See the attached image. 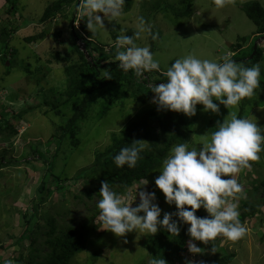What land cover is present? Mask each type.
Here are the masks:
<instances>
[{"label": "rangeland", "instance_id": "374dc122", "mask_svg": "<svg viewBox=\"0 0 264 264\" xmlns=\"http://www.w3.org/2000/svg\"><path fill=\"white\" fill-rule=\"evenodd\" d=\"M54 1L56 0H0V32L13 31L10 37L0 35V79L7 69L10 71L7 77L0 80V106H4V111L10 114L9 118L18 127L19 133L23 132L9 141L0 140V157L3 158L0 165V261L3 264L8 262H2L1 258L17 257L20 247L22 249L25 247L21 252L27 257L28 241L22 242L18 247L16 238L23 229L18 222L19 214L31 209L38 199L37 188L48 169L46 160L38 155L45 154L49 160L54 155L51 178L45 189L51 187L52 181L56 182L57 179L63 178H66V181L61 184L67 186L63 192L55 190L50 195L46 192L42 194L46 201L41 203L39 215L55 218L60 229L63 226L79 228L86 218L96 212L98 195L92 194L91 199L86 196L83 189L84 181L75 179L76 171L89 165L97 150L109 146L112 135H119L118 128L123 129L128 119L135 118L141 111L155 106L152 100L147 105H141L139 101L126 96V87L123 84L99 90L94 93L93 101L85 111V117L77 122L75 138L79 143L74 145L67 135L60 145L57 144L56 138H52L55 135V126L62 125V120L72 116L71 103L74 101V98L65 101L62 97L61 101L59 96L67 85L65 69L70 64L78 62V55L74 54L72 48L74 37L71 35V29L80 31L79 33L88 41L89 37L81 31V26L85 25L86 21L81 20L78 14L79 0L76 7L66 8L73 10L72 15L66 13L64 19L57 14L50 23L39 26L38 21L44 9ZM248 2H258L264 8V0H229L223 8L213 5L210 0H135L127 11L124 8V14L119 20L111 22L105 20L107 33L100 32L93 36L87 30V34L97 43L113 44L112 38L115 33L117 38L122 33L135 31L138 17H143L154 34H160L153 54L160 62L161 72L165 73L176 59L189 54L200 59L223 62L225 59L235 57L231 47L232 44H236L239 37H246V46L242 49L249 47L251 43V34L255 27L241 10L243 4ZM155 3L158 5L166 3L170 8L152 14L154 17H148L147 20V9ZM11 5L15 10L9 9ZM185 8L190 10L188 16L182 18L176 16V13L183 12ZM40 31L45 35L43 39H36L30 43L24 40L29 36L38 37ZM148 42V34H143L142 39L137 41L140 46H149ZM259 46L264 49V41ZM10 50L14 51L13 55L8 53ZM54 51L59 52L61 57L68 58L70 62L55 61L52 56ZM247 51H242V54ZM4 57L10 60V66L7 65L8 62H2ZM259 63L260 88L256 90L254 96L242 100L238 108L227 109L220 105L219 113L213 114L204 112L201 105L197 106L195 116H185L193 130L190 149L201 147L205 139H210L217 123L229 119L232 111L238 114L241 105L245 106L243 118L253 117L257 121V126L264 128V59ZM27 65L30 66L32 74L26 73L23 69ZM44 102L57 105V110L45 106ZM37 103L39 105L34 110L26 112L22 118L13 119L15 113ZM263 154L260 153L261 161L260 159L257 161L259 165L264 163ZM254 168L255 166H252L244 170L237 177L239 183L243 185V191L238 194L236 201L240 215L246 212L241 205V198L257 207L254 216L241 221L247 228L246 235L227 244L222 243L221 238H217V250H204V259L207 261L215 255L234 254L235 258L230 264H264V188L259 189L253 198L250 194L253 192V185L250 183L256 180L255 186L259 184L257 180L263 178L264 171L258 175L253 173ZM159 170L149 175L148 184L142 190L155 192L154 202L162 209L159 218L162 220L163 215L169 213L171 205L165 202L163 193L155 185V179L160 175ZM137 185L139 184L132 185L128 192H134ZM86 187L88 189L90 185ZM138 203L137 195L132 206L135 207ZM96 219L97 217L91 223L98 226ZM45 224V220L41 218L39 232L42 236L37 239L38 244H42L45 239L42 232L45 231ZM97 233L98 236L89 239L86 248L77 254L70 264L150 262L144 240L152 235L133 231L124 237H116L110 232L100 230L99 226ZM47 251L49 249L43 246L42 252ZM199 256L186 253L180 264H188L189 261L196 264Z\"/></svg>", "mask_w": 264, "mask_h": 264}, {"label": "clouds", "instance_id": "9594fccd", "mask_svg": "<svg viewBox=\"0 0 264 264\" xmlns=\"http://www.w3.org/2000/svg\"><path fill=\"white\" fill-rule=\"evenodd\" d=\"M227 3L229 0H214L218 8L225 7ZM124 6L125 0H79L78 14L94 36L100 32L107 33L105 20H119L124 14ZM72 29L84 46L76 35L77 29ZM143 34L156 39L151 26L143 17H138L133 35L122 33L115 40L114 59L118 62V69L134 73L138 81L146 79L145 73L161 70L150 46L137 43ZM8 53L11 54V50ZM164 75V83L150 85V92L154 94L152 103L157 110L193 117L197 105H202L204 112L218 114L220 105L236 109L242 100L254 96L260 88L261 64L247 67L231 59L217 62L189 54L176 59ZM118 129L121 135L122 129ZM214 129L210 139H205L201 147L190 149L188 143L174 145L163 160L155 185L163 193L165 202L175 205V213H165L163 219H159L162 209L154 202L155 192L142 190L148 184L146 179L140 182L142 186L137 185L134 192L126 194L117 193L109 182L104 181L96 202L98 215L95 222L99 229L116 237H124L133 231L155 235L159 229L178 236L180 227L173 219L176 216L180 222L189 225L188 251L193 256L203 251L196 241L208 244L221 238V242L227 244L243 238L247 228L240 220L236 202L243 185L237 177L250 169L252 162L258 161L260 153L264 152V128L258 127L253 117L243 118L232 111L230 118L218 122ZM16 130L18 135H22L17 126ZM146 144L134 141L122 147L113 158L115 166L135 168ZM137 195L139 203L133 207ZM201 208L207 216L196 215ZM150 264H166V261L153 258Z\"/></svg>", "mask_w": 264, "mask_h": 264}, {"label": "trees", "instance_id": "16d2710c", "mask_svg": "<svg viewBox=\"0 0 264 264\" xmlns=\"http://www.w3.org/2000/svg\"><path fill=\"white\" fill-rule=\"evenodd\" d=\"M134 1L135 0L130 2L125 0V10L127 8L129 9L133 5ZM210 1L213 5H215L214 0ZM76 5L77 0H56L44 9L38 23L44 26V24L50 23L51 19H54L57 14L58 16H61V18L63 16L65 19L66 13H69V15L73 14V10H66V8H69L70 6L76 7ZM142 8L145 9V6ZM166 8H170V6L166 5V3L164 5H158L155 3L151 8L147 9V20L148 17L152 16V14H156L159 11L162 12ZM9 9L15 10L12 5L11 7L9 6ZM241 10L252 22L255 27V31L251 34L252 39L249 47L247 46L244 47L245 49H242L243 46H246V37H239L236 40V44H232L231 48L234 50L235 57L228 59L240 62L242 65L250 67L264 59V49L259 45L254 48L255 41L264 36V8L258 2H248L243 4ZM189 11L190 10L188 8H185L183 12L176 13V16L179 18L186 17L188 16ZM81 31L89 37V41L84 38L81 33H79L80 31H77L76 35L82 39L84 46L90 55V60H87L85 54L72 38V48L74 54L78 55V62L70 64L65 69L67 85L65 90L61 92L59 96L60 98H64L65 101H70L73 98L74 101L71 103L72 116L67 120H62V125L55 126V135H53L52 138H56L58 145L63 142L67 135L70 136L69 138L74 145L79 143L78 139L75 138L77 122L85 117V111L90 107L95 92L109 87H118L123 84L126 87V96L130 97L134 101H139L141 105H147L153 99L154 95L150 92V85H159L160 83H164L166 80V76L161 71L145 73L146 79L138 81L134 73H124L118 69V62L114 59L116 54V33L112 38L113 44H101L95 42V39L91 38V36L87 34L86 23L81 26ZM39 33L40 35L38 37L29 36L24 40L30 43L36 41V39H43L45 36L44 33L41 31ZM133 33L134 31H129L126 34L133 35ZM152 33L154 34V31H152ZM11 34H13V31L1 30L0 32L2 37H10ZM155 35L156 39H153L152 36L149 35L148 42L153 53L156 49L157 40L160 38L159 33H156ZM245 50L248 51L242 54V51ZM53 53V59H55L58 63L70 62L68 58L61 57L59 52L54 51ZM13 54L14 51L11 50V55ZM238 54L242 55L238 56ZM2 62H8L7 64L10 66V60L7 57H4ZM23 69L26 73L32 74L30 66L27 65L26 67H23ZM9 74L10 71L7 69L0 80H3L4 77H7ZM62 98L61 101H63ZM44 104L53 110H57L58 108L57 105H52L49 102H44ZM38 105L39 103L20 110V112L15 113L13 119L22 118L26 112L34 110ZM3 107L4 106H2L0 111V135L2 136L0 140L2 142L9 141L17 135L16 126L14 125V122H11L13 120H10V114L7 111L5 112V108ZM244 109V105L239 107L238 116H244ZM59 113L60 111L57 112V114ZM192 131V127L185 119L184 114L170 112L167 110H157V106L155 105L154 108H148L141 111L137 117L128 119L125 127L122 129L121 135H112L110 145L102 150H97L94 153L93 161L89 165L76 171L75 179L84 181L83 189L89 199H91L92 194H99L101 183L104 181L109 182L117 193L126 194L132 185H141L140 182L143 179L147 180L150 174L161 169L163 160L167 158L174 145L188 143L190 147L192 144ZM134 141L147 143L144 150L141 152L142 158L138 161L137 166L131 169L127 166L124 168H117L113 162L114 156L119 153L122 147L130 145ZM38 156H42L46 160L48 169L44 172L43 180L37 188L38 199L35 203H33L31 209L22 214L20 212L19 214L18 222L23 229L16 238L18 247L22 242L28 241V245L26 247L28 250L27 257H25L23 252H21L25 249V247H23L24 249L20 247L17 257L8 258L4 256L1 259L4 263L8 262L7 264H70L72 259L86 248L88 240L92 237L98 236V226L91 223L93 219L97 217L98 210L96 208V212L86 218L85 220L87 222L84 221L81 223L79 228L63 226L62 229H60V225H58V221L55 218L48 215H39L40 205L46 201L45 196H42V194L46 192L47 195H50L55 190L63 192L67 186L61 184L66 181V178H63L61 180L57 179L58 181L56 182L52 181L51 187L54 186L52 189L51 187L49 189H45L46 183L51 178V169L53 167L52 160L54 155L51 156V160H49L45 154ZM2 160L3 158L0 157V165ZM252 166H255L253 173L261 175V171H264L263 162L259 165L257 161H255L252 163ZM262 176V179L259 178L257 180V183L259 182V184L256 186V180H253L250 183V185H253V192L250 193L251 198L259 192V189L264 188V174ZM87 185H90V188L87 189ZM241 205L246 210L245 213L240 215L241 221H244L248 217H252L257 213V207L252 204V202L250 203L247 200H242L241 198ZM175 212V205H171L169 213ZM205 213L206 211L201 208L197 210L196 215L198 217H205ZM41 218H43L46 222L45 231H42L45 239L42 244H38L37 239L42 236L41 232H39L41 231ZM173 219L177 220L180 227V233L178 236H172L166 230L160 229L157 234L149 236L144 240V245L149 254L150 261L153 258H163L166 261V264H180L183 256L186 253H189L187 247V244L190 242V236L187 231L189 225L180 222L176 216H173ZM217 242V240L211 241L208 244H204L199 241L195 242L203 250L202 253L199 254L201 256L198 255L199 261L196 264H230L232 262L234 258L233 254H219L220 256L215 255L211 257L210 261L204 259V250H217ZM220 245L221 242L219 243V246ZM43 246L47 247L49 251L43 253ZM0 264L3 263L0 261ZM140 264H150V262H141Z\"/></svg>", "mask_w": 264, "mask_h": 264}, {"label": "water", "instance_id": "95a60500", "mask_svg": "<svg viewBox=\"0 0 264 264\" xmlns=\"http://www.w3.org/2000/svg\"><path fill=\"white\" fill-rule=\"evenodd\" d=\"M72 31H73V29H72ZM72 33H73V36L75 37V40H77L78 45L80 46L82 52L85 54V56L87 57V60L89 61V60H90V57H89V55L87 54L85 47H84L83 44L78 40V38H76L75 33H74V32H72ZM263 41H264V37H260L259 39H257V40L255 41V43H254V48L257 47V46H258L261 42H263Z\"/></svg>", "mask_w": 264, "mask_h": 264}, {"label": "crops", "instance_id": "0c3cea01", "mask_svg": "<svg viewBox=\"0 0 264 264\" xmlns=\"http://www.w3.org/2000/svg\"><path fill=\"white\" fill-rule=\"evenodd\" d=\"M255 31V30H254Z\"/></svg>", "mask_w": 264, "mask_h": 264}]
</instances>
